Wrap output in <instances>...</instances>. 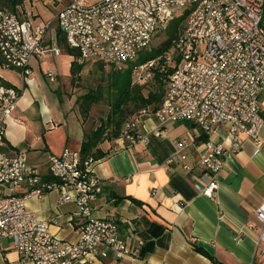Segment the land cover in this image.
Here are the masks:
<instances>
[{"label":"built area","instance_id":"built-area-1","mask_svg":"<svg viewBox=\"0 0 264 264\" xmlns=\"http://www.w3.org/2000/svg\"><path fill=\"white\" fill-rule=\"evenodd\" d=\"M179 14H185L184 24L171 46L133 67L139 80L153 76L156 68L166 74L163 100L155 109H138L125 122L121 137L129 144L144 141L140 125L145 118L155 119L157 135L167 123L194 122L207 137L199 156L206 172L194 184L213 198L230 152L241 149L247 139L264 152L260 100L264 95V0H71L41 22L0 5V70H17L26 82L33 58L60 52L57 38L46 44L55 27L76 52L77 64L96 60L122 69L149 48L153 37ZM47 76L51 81L56 78L52 71ZM20 94L21 88L0 74V195H4L0 255L5 240L18 255L6 264H92L94 259L134 256L138 252L132 245L134 232L124 235L116 221L93 215L92 202L102 192L101 179L93 170L94 157L76 155V150L67 147L50 155L48 172H60V180H50L25 153L4 150L7 121L13 117ZM215 132L229 140L228 147L223 140L211 139ZM178 145L182 147L180 141ZM175 159L171 156L168 162ZM22 186L26 188L22 195L5 196V189L17 191ZM50 191L59 193V204H75V240L51 232L49 223L27 207L28 198H40ZM256 217L261 226L258 256L264 257V199L256 208Z\"/></svg>","mask_w":264,"mask_h":264},{"label":"crops","instance_id":"crops-1","mask_svg":"<svg viewBox=\"0 0 264 264\" xmlns=\"http://www.w3.org/2000/svg\"><path fill=\"white\" fill-rule=\"evenodd\" d=\"M32 1L24 0L11 11L21 17L30 14L33 21L41 22L40 16L34 17L40 13L30 8ZM69 1L52 0L49 4L58 6L52 16ZM51 55L57 54L50 51L44 59L31 60L26 82L17 70H0L6 81L21 88L13 117L7 121L3 148L9 154L25 153L44 175L50 155L66 147L79 152L85 134L80 116L66 109L58 96L60 76L55 74L51 81L47 72L53 69H42ZM69 55L71 64L76 55ZM47 79L57 82L48 86ZM260 98L264 107V95ZM156 126L155 119L145 118L140 125L144 141L129 144L118 136L98 145L104 154L96 159L93 170L101 179L102 192L92 202L93 215L116 221L124 235L134 232L132 245L138 252L123 259H94L92 264H264L256 245L261 228L256 208L264 199V152L250 139L230 152L219 173V187L210 198L194 184L206 172L199 163L207 139L201 128L192 121L170 122L157 135ZM261 137L264 140V127ZM211 139L223 140L221 132L213 133ZM223 141L228 147L229 140ZM174 155L177 159L168 162ZM25 191L22 186L16 194ZM58 198L57 191H50L28 198L26 205L49 223L51 232L75 240V204H59ZM4 244L0 264L18 258L7 240Z\"/></svg>","mask_w":264,"mask_h":264},{"label":"rangeland","instance_id":"rangeland-1","mask_svg":"<svg viewBox=\"0 0 264 264\" xmlns=\"http://www.w3.org/2000/svg\"><path fill=\"white\" fill-rule=\"evenodd\" d=\"M90 1H96V0H90ZM55 2L56 0H54V3ZM32 4L33 7H31L30 3H28L30 8H33L40 13V15L38 14L37 16H34L35 18L40 16L38 19L39 21L51 18L53 14V8L58 7L57 5L56 6L53 4L50 5L47 0H33ZM45 4H49V5H45ZM56 9L58 8H54V10ZM53 30L54 31H52L48 37L49 44L52 42L53 37L56 38L57 35H59L57 32L58 29H56V27ZM60 35L63 36V33L61 31H60ZM166 38H167L166 29L161 30L153 37L149 47H155L159 45V43L164 41ZM55 42L57 43V41ZM57 45L59 46L62 52L57 53V55L49 56L48 57L49 60H47V63L45 62V64L42 65L43 66L42 69L44 70V68L51 67L55 72V74H57V76H60L59 78L60 82L57 85L58 96L61 98V101L64 107H66V109L70 111H75L80 116V119L84 123V127H85L84 132H89L90 130L95 129L101 123L105 122L108 116L116 109L114 105L116 99V95H115L116 90L113 83V77L116 74V71L119 69L114 67L113 65L92 60L82 64L79 71L76 72L75 75H72L69 70V66H70L69 63L71 57L63 47H60L58 43ZM6 73L9 74L11 72H6ZM12 73L11 75L17 76V74L15 73L12 74ZM46 81H47L46 83H49L47 84L48 86L49 85L53 86L54 83L57 82V81L50 82L48 79ZM137 83L144 86L142 88V92L144 94H147L148 91L152 89L155 90V88L158 87V83L154 75L148 79L139 80L138 78L135 77L134 74H132V84H137ZM87 94H90L91 96H95L97 98V101L90 105L88 111L83 112L80 108L81 107L80 105L83 100L82 97ZM149 107L152 108L151 105H149ZM121 108L123 112L122 113L123 122H121L120 124L121 126H120L119 136H122V130L125 122L133 115V113H135L138 110L137 104L134 101H130V102L128 101L127 103H123ZM119 114H121L120 111H118L116 117L119 116ZM112 127L113 124H110L109 128L106 131V133H108L109 136L111 135L110 129ZM109 136L106 137H108L107 140L110 141L111 140L110 138H112V136L110 137Z\"/></svg>","mask_w":264,"mask_h":264},{"label":"trees","instance_id":"trees-1","mask_svg":"<svg viewBox=\"0 0 264 264\" xmlns=\"http://www.w3.org/2000/svg\"><path fill=\"white\" fill-rule=\"evenodd\" d=\"M24 0H0V5L8 7L10 10H16V6L23 3ZM185 19V14H179L178 16L174 17L169 25L166 28L167 31V38L159 43V45L155 47H149L142 50L135 61L130 62L127 64L123 69H119L116 71V74L113 77V83L115 87V110L108 116L107 120L97 126L95 129L90 130L89 132H85L84 139L81 143V148L79 154L83 157L92 156L95 159L101 157L104 153L98 147L99 143L107 140L109 136L106 133L107 129L109 128L110 124H113V127L110 129L112 138L114 139L119 136L120 131V124L123 122L122 117V104L127 103L128 101H134L137 104L138 109L143 106L151 105L153 109L157 108L164 97L165 93V75L164 73L160 72L157 68L154 69V76L158 83V87L150 91L147 94L142 92V88L144 87L141 84H132V74H133V67L135 65H140L145 63L146 61L156 57L160 53L167 50L172 41L176 38L179 30L183 27ZM57 35V43L63 47L68 54L76 55V52L71 50L66 42L65 35H60V30L58 31ZM82 65L76 63L73 60L70 64V73L75 75L76 72L79 71ZM171 71V69H170ZM164 86V88H163ZM83 100L81 102V110L83 112L88 111L90 105L97 101L95 96H91L87 94L82 97ZM120 111L121 114L116 117V114ZM134 114V113H133ZM116 117V118H114ZM204 135V134H203ZM109 136V137H110Z\"/></svg>","mask_w":264,"mask_h":264},{"label":"bare ground","instance_id":"bare-ground-1","mask_svg":"<svg viewBox=\"0 0 264 264\" xmlns=\"http://www.w3.org/2000/svg\"><path fill=\"white\" fill-rule=\"evenodd\" d=\"M76 155H80L79 152H76ZM47 179L60 180V172H48ZM5 196H16V189H5ZM0 202H4V195H0Z\"/></svg>","mask_w":264,"mask_h":264}]
</instances>
